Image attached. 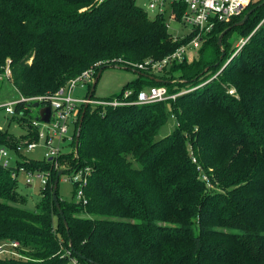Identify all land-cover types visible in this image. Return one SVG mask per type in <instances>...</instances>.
<instances>
[{
	"label": "trees",
	"instance_id": "trees-1",
	"mask_svg": "<svg viewBox=\"0 0 264 264\" xmlns=\"http://www.w3.org/2000/svg\"><path fill=\"white\" fill-rule=\"evenodd\" d=\"M262 1L204 34L198 58L155 72L129 63L162 60L195 32L175 40L166 17H151L136 0H0V73L10 59L11 82L23 97L54 94L97 63L96 75L106 64L136 72L106 99L116 106L80 105L58 169L27 156L28 168L52 173L34 206L0 165V242L20 244V256L0 255V264H70L71 257L80 264H264ZM229 26L222 49L218 40ZM235 34L247 39L239 51ZM152 86L177 96L136 103ZM34 103L16 106L23 133L0 129V144L15 149L39 140ZM171 119L173 130L159 137ZM87 167V203L61 198L60 177L62 215L53 200L59 169L63 176Z\"/></svg>",
	"mask_w": 264,
	"mask_h": 264
},
{
	"label": "built area",
	"instance_id": "built-area-1",
	"mask_svg": "<svg viewBox=\"0 0 264 264\" xmlns=\"http://www.w3.org/2000/svg\"><path fill=\"white\" fill-rule=\"evenodd\" d=\"M256 1L257 0H147L146 10L148 12L163 14L165 17L170 15L171 20L177 19L184 26L192 27L190 33L195 32V36L188 44H184L177 48V50L162 60L153 61L148 59L141 63H129V65L139 69H145L151 66L152 70L160 71L172 61H183L188 54L189 45L193 44L194 46H199L202 41V35L212 31L221 23L231 22L235 17L247 11ZM168 27H170V23H168ZM185 36L176 35L174 39L178 40ZM244 43L245 41L243 44ZM10 63L11 60L9 59L5 71L0 73V81H4V78L11 80L12 70ZM98 65L99 63L85 70L76 78L69 80L65 86L61 87L54 94L28 98L21 95L20 100H13L3 106L0 105V108H5L8 114L17 115L16 106L20 102L27 103L48 100L52 111L51 120L49 122H42L39 115L37 118L33 119V125L39 128L38 141H30L26 144L18 145L15 149H9L0 144V165L10 170L14 179L19 181V177L23 175L25 183L29 187H33L35 184L40 187H45L50 182L52 176L50 171L28 168L23 164L29 162L27 152L38 147L40 141H42V146L45 148L44 158L54 161V167L56 169L59 168V157L64 151H67V149H64V144L67 138H70V143L73 140L79 107L81 104L88 101L87 96L79 98L74 97L72 93L78 84H82V86L88 84L90 86L96 75ZM230 92L233 93V91ZM129 94H131V92L126 91L125 95L128 96ZM176 96L177 94H170L166 86H152L139 92L136 103L145 104L164 101L171 98L174 99ZM91 103H93V100H91ZM110 104L116 106L118 103ZM71 128H73V132L69 134ZM90 172V167H87L74 172V174L69 175L65 179H69L71 183L78 184L77 191L74 195V200L77 202L87 203L84 187L88 182V175H90ZM19 246L20 244L17 241L0 242V255L20 256L18 250H16ZM67 254L72 255L70 249H67ZM70 264H80V262L77 258L71 257Z\"/></svg>",
	"mask_w": 264,
	"mask_h": 264
},
{
	"label": "rangeland",
	"instance_id": "rangeland-1",
	"mask_svg": "<svg viewBox=\"0 0 264 264\" xmlns=\"http://www.w3.org/2000/svg\"><path fill=\"white\" fill-rule=\"evenodd\" d=\"M137 4L142 6L146 9V0H136ZM151 17H154V13L148 12ZM167 23H170L169 31L174 35L178 36H185L192 31V27L184 26L179 22L177 19H170V15L166 17ZM203 39V35L201 37ZM231 41L235 43V46L238 47V51L244 45L243 42L247 41L242 37L238 38V35H233L231 37ZM190 42V41H189ZM202 44L200 43L199 46H194L193 44L188 46V54L185 58L189 61L194 60L200 56V51L202 48ZM181 62V61H179ZM154 71V70H153ZM157 72V71H155ZM136 75V72L131 69H127L121 66L109 67L105 69L97 87L95 90V97L93 100V105H107L110 103H116L114 100H106L110 96L114 95L117 92H120L122 87L130 80H132ZM89 85L85 84H78V86L73 91L74 97L84 98L88 95ZM129 90H127L128 92ZM230 91L236 92L235 88H230ZM186 92V91H185ZM184 93V92H183ZM126 97V95H125ZM21 99V94L17 90V88L13 85L10 79L4 78V81H0V105H6L13 100L17 101ZM119 101V100H118ZM111 105V104H110ZM41 106H37L33 108V116L37 117L40 113ZM14 115L8 114L5 108H0V129L8 130L10 133L20 136L23 133V128L19 125L18 121L13 119ZM176 120H170L161 130L159 133V137L165 136L170 133L173 128L174 124H176ZM73 128H71L70 133L72 134ZM70 138H67L66 143L64 144V149L70 150ZM27 155L35 158V159H43L45 157V148L42 146V141L35 149L28 151ZM69 175L64 174L61 176L60 181V196L64 199L73 200L74 198V185L68 180H65ZM208 187H215L208 183ZM19 191L23 194L28 195L29 197V205H35L41 198L40 193V186L35 184L33 187H29L24 180V176L21 175L19 177ZM33 205V206H34ZM29 206V207H30ZM32 207V206H31Z\"/></svg>",
	"mask_w": 264,
	"mask_h": 264
},
{
	"label": "water",
	"instance_id": "water-1",
	"mask_svg": "<svg viewBox=\"0 0 264 264\" xmlns=\"http://www.w3.org/2000/svg\"><path fill=\"white\" fill-rule=\"evenodd\" d=\"M261 5H264V0L260 3L259 6ZM254 11V8L250 9L246 14L245 16L238 22H236L234 25L235 26H238V25H242L244 24L247 19L249 18L250 14H252ZM232 26H229L226 30H224L221 34H220V37H219V45L222 47L223 49V37L224 35L229 31L231 30ZM225 55V52L223 51V55L221 58H223V56ZM115 66H121V65H113V64H106V65H103L100 70L98 71L97 75L94 77V80L92 81V87H91V93L90 95L88 96V101L85 103L86 105L90 104L91 103V100H92V95L94 93V91L96 90V87L105 71V69L109 68V67H115ZM121 67H124V68H127L129 69L128 65H122ZM132 70V69H131ZM207 70V69H206ZM37 106H40V102H35L34 103V107H37ZM51 107L50 106H45V107H41L40 108V113H39V116H40V120L42 122H49L51 120ZM83 120V118L81 119V121ZM79 139H80V127L78 129V133H77V137H76V147H77V150H78V147H79ZM63 174V170L62 169H59L58 173H57V177L54 181V186H53V200L56 204V206L58 207L60 213L62 215H64L63 213V210L61 208V205H60V202H59V197H58V185H59V180H60V177L62 176ZM64 221H65V224L66 226H68V223L66 221V218L64 216Z\"/></svg>",
	"mask_w": 264,
	"mask_h": 264
},
{
	"label": "crops",
	"instance_id": "crops-1",
	"mask_svg": "<svg viewBox=\"0 0 264 264\" xmlns=\"http://www.w3.org/2000/svg\"><path fill=\"white\" fill-rule=\"evenodd\" d=\"M146 2H147V0H146ZM146 4V3H145ZM2 82V81H1Z\"/></svg>",
	"mask_w": 264,
	"mask_h": 264
}]
</instances>
